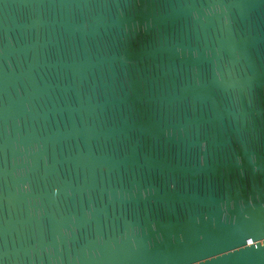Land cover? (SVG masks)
<instances>
[{
	"label": "water",
	"instance_id": "95a60500",
	"mask_svg": "<svg viewBox=\"0 0 264 264\" xmlns=\"http://www.w3.org/2000/svg\"><path fill=\"white\" fill-rule=\"evenodd\" d=\"M0 264H264V0H0Z\"/></svg>",
	"mask_w": 264,
	"mask_h": 264
}]
</instances>
